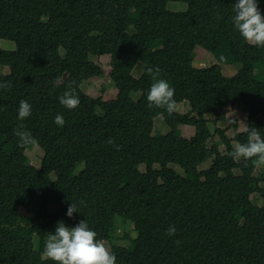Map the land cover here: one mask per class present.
<instances>
[{"label":"trees","instance_id":"obj_1","mask_svg":"<svg viewBox=\"0 0 264 264\" xmlns=\"http://www.w3.org/2000/svg\"><path fill=\"white\" fill-rule=\"evenodd\" d=\"M169 2L186 10L169 11ZM235 2L0 0V40L16 44L14 51L0 49V66L9 68L0 81L12 85L0 89V264H56L41 254L61 219L69 227L87 221L97 239L112 244L119 239L116 217L132 222L137 233L128 248L113 247L117 264H264V244L251 231L264 228V204L252 199L259 195L264 202V172L256 173L261 164L255 158L245 166L228 155L235 142L248 139L237 122L230 125L233 138L214 126L227 120L229 107L241 106L246 126L264 136V48L235 28ZM258 4L264 14V0ZM199 48L218 63L196 67ZM103 56L111 59L109 77L118 89L113 100L81 88L105 77L94 61ZM221 64L240 68L226 77ZM157 66L158 78L175 88L176 104L187 103L188 113L148 107L154 78L147 70ZM62 71L70 75L54 94L33 95L29 83ZM72 82L81 103L68 110L59 97ZM21 100L32 105L23 121ZM57 114L66 122L62 128L54 123ZM157 117L171 128L168 134L153 135ZM21 124L44 151L40 168L26 156L34 144L19 146L14 130ZM179 126L194 127L195 135H178ZM215 136L219 141L209 147ZM109 138L115 144L106 143ZM72 202L79 212L69 218ZM169 225L176 235H166Z\"/></svg>","mask_w":264,"mask_h":264},{"label":"clouds","instance_id":"obj_2","mask_svg":"<svg viewBox=\"0 0 264 264\" xmlns=\"http://www.w3.org/2000/svg\"><path fill=\"white\" fill-rule=\"evenodd\" d=\"M233 7L235 12L232 18L233 24L243 39L251 45L264 48V14L260 10L258 0H236ZM147 71L153 74L154 78L146 96L148 107L165 109L171 115L176 109L175 88L167 80L158 78L160 74L158 66L150 67ZM53 83L56 87H60L63 77H57ZM73 84L74 82L69 83L59 97L60 104L68 110L78 108L81 103ZM11 86V81H0V89L10 90ZM31 114L32 105L26 100H21L18 119L23 121ZM54 123L62 128L66 122L63 115L57 114ZM245 131L248 136L247 142H235L228 155L233 160H242L245 166L254 158L258 164H264V136L255 127L248 126ZM14 134L19 138L20 147L37 142L30 132L24 130L23 124L14 130ZM106 143L115 144V141L109 138ZM77 212H79L77 205L72 202L67 209V216L72 218ZM176 232L175 225H169L166 235L174 236ZM97 237L98 233L90 229L87 221L81 220L75 227H69L60 221L55 233L50 234L41 258L52 260L56 264H117L116 255L110 251L103 239Z\"/></svg>","mask_w":264,"mask_h":264},{"label":"rangeland","instance_id":"obj_3","mask_svg":"<svg viewBox=\"0 0 264 264\" xmlns=\"http://www.w3.org/2000/svg\"><path fill=\"white\" fill-rule=\"evenodd\" d=\"M186 4L181 3V2H169L167 4V9L169 11L173 12H181L186 10ZM49 19L47 18L45 22H47ZM0 49L4 51H14L16 49V44L12 41L1 39L0 40ZM197 57L195 61V66L196 67H207L212 65L213 63H218L214 56H212L210 53L205 51L204 49L199 48L197 51ZM96 64H98L104 71H105V77L103 78H94L91 80H88L83 83L82 85V90L85 92V94L89 95L90 97H93L95 99H98L100 97L103 98V100H113L116 98L118 94V89L116 88V85L111 81L109 77V72L111 70V65H110V57L109 56H103L99 59L94 60ZM222 65V72L226 77H232L234 76L239 68L240 65H226V64H221ZM9 73V68L8 67H3L0 66V75H5ZM142 73V63H140L134 70L133 75L135 77H139ZM70 75V72H59L56 74L52 79L45 81V82H32L28 84L29 89L35 95L36 97L40 99H46L52 94L55 93V91L58 89L53 83V81L57 77H63V82L65 78H67ZM134 100H138L140 97V94L135 93L132 95ZM190 110V107L187 103L183 104H176V109L175 112L185 114L188 113ZM227 120L225 122H219L218 124H215L214 126L217 127L219 126L221 129H227V135L230 138H233L235 136V132L233 129L230 128V125H232V122L236 121L239 125V132L245 131L247 128L246 126V119L247 115L243 111L241 106H235V107H229L227 109ZM102 113L100 109L97 110V114ZM208 119H211L210 116H207ZM214 126L212 131L214 132ZM171 131V128L168 126L166 123L165 119L163 117H157L154 121V130H153V135H166ZM179 134L182 137L185 138H191L195 135V128L192 126H179ZM219 141V136H215L212 141L209 143V147L213 145L214 142ZM235 144V143H234ZM223 146L221 147V151L223 150ZM26 156L29 160V163L32 164L33 166L40 168L42 159L44 157V151L36 144L32 145L27 149L26 151ZM214 157L209 158L205 163H203L199 169L200 170H205L208 169L212 162H213ZM155 167H158L156 165ZM83 168V165H81L78 168V171H80ZM171 168L175 169L180 175L185 176V172L182 168L176 165H171ZM140 170L144 171L145 170V165L140 166ZM259 172H264V164H261L257 170L256 173ZM51 180L55 181L56 180V175L53 173L51 175ZM264 185V184H263ZM253 202L259 205H263L264 202L261 200V197L259 195H254L252 197ZM57 212L56 207L51 208V214H55ZM63 221L65 223V219H61L58 222ZM121 218L116 217L115 219V231L117 229V235L119 236L118 240H115L110 243H106V245L109 247L110 251L113 252V247L114 248H128L131 245V241L137 238V233L134 230V224L130 221L128 223H122L120 222ZM57 222V224H58ZM56 224V227H57ZM66 224V223H65ZM67 225V224H66ZM69 226V225H67ZM252 234H253V239L256 243H261L264 244V228L261 227H252L251 228ZM123 237H127L123 239Z\"/></svg>","mask_w":264,"mask_h":264}]
</instances>
